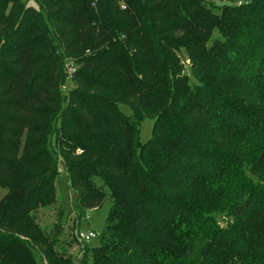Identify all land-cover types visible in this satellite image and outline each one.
I'll return each instance as SVG.
<instances>
[{
    "label": "trees",
    "instance_id": "obj_1",
    "mask_svg": "<svg viewBox=\"0 0 264 264\" xmlns=\"http://www.w3.org/2000/svg\"><path fill=\"white\" fill-rule=\"evenodd\" d=\"M217 1L0 0V264H264V0ZM59 160L111 200L83 262Z\"/></svg>",
    "mask_w": 264,
    "mask_h": 264
},
{
    "label": "rangeland",
    "instance_id": "obj_2",
    "mask_svg": "<svg viewBox=\"0 0 264 264\" xmlns=\"http://www.w3.org/2000/svg\"><path fill=\"white\" fill-rule=\"evenodd\" d=\"M223 1V2H222ZM238 1L240 0H220L217 1L216 4H219L221 6L217 7L220 8L225 6L226 4H236L239 5ZM224 3V4H222ZM207 8L210 7V4H206ZM216 13L218 11L215 10ZM217 34L213 33V37H216ZM182 54L184 56L183 65L184 68L188 66L189 60L186 57V54L182 51ZM70 71V68H68ZM186 71V70H185ZM67 87L71 86V82L67 81ZM65 86V85H64ZM120 109L125 114H130V109L125 104L119 105ZM153 120L151 118H143L140 121L139 124V139L142 143H145L149 137L151 136V129H152ZM78 153L80 151H77ZM58 170L59 173L55 180V186H56V195L57 200L54 204H58L62 201L63 204V214L61 215L60 224L62 225V232L59 237H57V243L58 245L55 246V248H58L59 246H63L68 249V251L73 255L77 256V258L80 260L85 259V256L91 255L93 252V249L95 246L99 244V238L93 237L89 241L86 242V244H82L76 239V233L78 231H92L98 234H101L103 224L105 217L109 211V207L111 204V200L109 198L108 193L106 194L102 204L96 208V209H86L84 212H80V209L77 205V198L78 194L77 191L72 190L69 185V180L66 174V170L64 167V164L62 160L58 161ZM107 191V189H106ZM6 192L5 189L0 188V199ZM216 221L219 224L223 225V222L226 220L225 216L221 214H217L215 216ZM57 220V211H56V205H53L51 207H39L38 211V220L36 224L44 229H50L52 224H54ZM54 246V244H53ZM83 246L85 247V256L82 257V255L79 257V253L82 252ZM51 247V246H50ZM43 262V261H42ZM38 264H41L40 261L37 260Z\"/></svg>",
    "mask_w": 264,
    "mask_h": 264
},
{
    "label": "built area",
    "instance_id": "obj_3",
    "mask_svg": "<svg viewBox=\"0 0 264 264\" xmlns=\"http://www.w3.org/2000/svg\"><path fill=\"white\" fill-rule=\"evenodd\" d=\"M99 234L98 233H95V232H92V231H78L76 233V239L79 241V242H87L89 241L91 238L93 237H97Z\"/></svg>",
    "mask_w": 264,
    "mask_h": 264
}]
</instances>
